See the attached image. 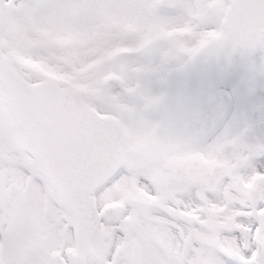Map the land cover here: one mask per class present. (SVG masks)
Masks as SVG:
<instances>
[{
	"label": "snow or ice",
	"instance_id": "6c2138e0",
	"mask_svg": "<svg viewBox=\"0 0 264 264\" xmlns=\"http://www.w3.org/2000/svg\"><path fill=\"white\" fill-rule=\"evenodd\" d=\"M0 264H264V0H0Z\"/></svg>",
	"mask_w": 264,
	"mask_h": 264
},
{
	"label": "water",
	"instance_id": "95a60500",
	"mask_svg": "<svg viewBox=\"0 0 264 264\" xmlns=\"http://www.w3.org/2000/svg\"><path fill=\"white\" fill-rule=\"evenodd\" d=\"M240 66H241L240 64H237L236 66H234L233 68H231L230 70L225 72L222 77H219V83L215 87V93L217 95V98L218 99H222L224 101V103H225L226 116H227V114L229 112L230 101H229V98L226 96V94L224 92L217 90V87L221 86V84L223 85L224 82L230 80L236 74V72L238 71ZM212 78L213 79H217V74L215 72L212 74ZM193 81L195 83H198V80L195 77L193 78Z\"/></svg>",
	"mask_w": 264,
	"mask_h": 264
},
{
	"label": "rangeland",
	"instance_id": "374dc122",
	"mask_svg": "<svg viewBox=\"0 0 264 264\" xmlns=\"http://www.w3.org/2000/svg\"><path fill=\"white\" fill-rule=\"evenodd\" d=\"M244 71H245V69H244ZM246 72V71H245ZM241 82H243V81H238L236 84H234L233 85V87H231L229 90H230V93L233 95V92L235 91V86L236 85H238V84H240ZM234 103H235V107H234V110H233V114L238 110V104H237V102H236V100L234 99Z\"/></svg>",
	"mask_w": 264,
	"mask_h": 264
},
{
	"label": "bare ground",
	"instance_id": "6f19581e",
	"mask_svg": "<svg viewBox=\"0 0 264 264\" xmlns=\"http://www.w3.org/2000/svg\"><path fill=\"white\" fill-rule=\"evenodd\" d=\"M231 82H232V81H231ZM231 82L225 84L222 88H223V89H226L228 86H230V83H231Z\"/></svg>",
	"mask_w": 264,
	"mask_h": 264
}]
</instances>
